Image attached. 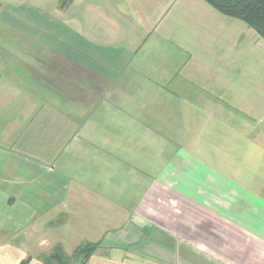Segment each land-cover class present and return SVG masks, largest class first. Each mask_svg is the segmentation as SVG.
Returning a JSON list of instances; mask_svg holds the SVG:
<instances>
[{"label":"crops","instance_id":"obj_1","mask_svg":"<svg viewBox=\"0 0 264 264\" xmlns=\"http://www.w3.org/2000/svg\"><path fill=\"white\" fill-rule=\"evenodd\" d=\"M0 27V264H48L88 242L69 264H264L254 29L204 0H0ZM103 102L126 119L101 122ZM77 129L82 160L111 130L89 155L133 187L129 203L117 182L115 202L99 190L88 206L50 180Z\"/></svg>","mask_w":264,"mask_h":264},{"label":"rangeland","instance_id":"obj_2","mask_svg":"<svg viewBox=\"0 0 264 264\" xmlns=\"http://www.w3.org/2000/svg\"><path fill=\"white\" fill-rule=\"evenodd\" d=\"M8 31L10 32L9 28H3L1 30L0 27V33L3 32V34ZM11 43H20L23 45H31L32 42L23 33H15L10 36ZM3 39V36H0V46L5 45L2 44L1 41ZM10 48V47H9ZM11 49V48H10ZM14 56L18 55L19 52H12ZM29 54V53H28ZM20 58H23V54L20 55ZM103 90V89H102ZM104 92V90H103ZM90 100H87L86 105L88 106ZM56 103V106L52 103H50L51 106L55 107H68V103L66 102L65 99L60 97L59 99L54 101ZM103 110H102V115H101V122L103 123H112V122H117L118 119H126L125 113L121 114H110L109 110H106L105 107L108 105L107 102H103ZM71 106V105H70ZM114 113V112H113ZM118 115V116H116ZM124 115V116H123ZM123 116V117H122ZM111 130L107 133L106 130L103 132V137L100 139V136L96 138V140L100 139L98 143H95L92 146H89L85 149V160H82L81 156L82 154L78 151L79 149V144L81 143L82 137L80 135V131L77 129L75 131L74 136L71 138L70 144L72 141L76 143V146L74 148L68 149L67 153L65 154L66 150L64 153L59 154V152L56 153L59 161L53 160L50 161V164L48 167H50V180L54 178L55 182L63 183L66 185L71 192L74 194L72 195V198L78 199V194H82L80 196L81 202L84 201V203L88 206L96 205L95 202H104V199H111L113 202H115V199L112 195L113 188L115 186V182L118 183V192H119V200L121 204H127L129 203L130 195L128 193L132 190V186L130 184L127 185V180L126 179H121L119 178L117 181L116 179H111V178H105L102 177L101 174H107V172L110 170V163L109 162H103L101 164H95L92 160V156L89 155L90 151H92L95 148H97L98 144H101V142H107L108 138L110 140L111 136ZM107 146H103L100 148V150L107 151L109 149H105ZM63 156V157H62ZM98 173L99 177L101 179H96V172ZM122 182V183H121ZM98 183H100V189L97 190L98 188ZM121 183V185H120ZM123 188V189H122ZM99 190L101 191L102 196L104 199H100L97 194H99ZM86 193V194H85ZM77 202V200H76ZM72 205L75 204V202L71 203ZM24 220H29V217H24ZM73 222L78 223L80 221V216L74 212V217H73ZM79 220V221H77ZM40 222H44L41 220ZM46 221L44 222V224ZM46 227L48 225L46 224ZM59 228V224H56L53 229ZM40 229H43L40 227ZM60 229V228H59ZM73 228H65L63 232H69ZM52 230V228L50 229ZM69 261H72V259H69Z\"/></svg>","mask_w":264,"mask_h":264},{"label":"trees","instance_id":"obj_3","mask_svg":"<svg viewBox=\"0 0 264 264\" xmlns=\"http://www.w3.org/2000/svg\"><path fill=\"white\" fill-rule=\"evenodd\" d=\"M219 13L237 18L252 29H254L258 35L264 39V0H204ZM98 243H84L78 246L71 257L63 256L58 253L59 257L48 260V264H69L70 258L81 259L84 263Z\"/></svg>","mask_w":264,"mask_h":264}]
</instances>
